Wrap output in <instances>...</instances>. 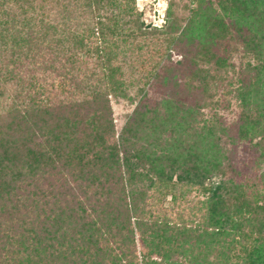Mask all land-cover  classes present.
<instances>
[{"label": "trees", "instance_id": "trees-1", "mask_svg": "<svg viewBox=\"0 0 264 264\" xmlns=\"http://www.w3.org/2000/svg\"><path fill=\"white\" fill-rule=\"evenodd\" d=\"M122 1L75 0L73 10L72 2H58L64 22L57 31L35 13L33 0H16L17 8L1 14L0 245L6 258L0 264H121L124 258L133 264L136 231L153 251L176 242L168 236L169 223L145 220L146 192L180 186L207 195L210 232L204 236L210 245L215 239L231 240L232 246L243 241L245 264H264V0H219V11L211 1L184 0L196 9L194 16L183 30L173 22L164 31L144 30L135 0ZM47 3L41 0L38 10ZM78 11L97 20L80 28L73 23ZM159 32L163 39H156ZM235 34L258 63L247 65L248 81L232 85L223 76L226 60L213 47ZM173 42L199 48L189 84L198 83L193 89L200 99L191 105L170 98L154 108L141 104L117 137L111 98L135 100L113 64L133 61L135 49L152 52ZM84 59L97 60L98 80L94 70L90 76L83 71ZM48 72L61 77L64 99L54 101L41 84L46 78L40 75ZM225 90L239 107L236 138L229 141L249 142L258 153L260 173L250 185L230 175L223 147L228 130L217 113ZM135 95L146 98L145 88ZM206 111H213L209 118ZM196 236L200 245L204 236ZM19 243L28 258L15 259L23 252ZM145 259L143 264H152Z\"/></svg>", "mask_w": 264, "mask_h": 264}, {"label": "rangeland", "instance_id": "rangeland-1", "mask_svg": "<svg viewBox=\"0 0 264 264\" xmlns=\"http://www.w3.org/2000/svg\"><path fill=\"white\" fill-rule=\"evenodd\" d=\"M16 0H0V3H4V6L0 7V20L2 18V12L11 8H17L19 4ZM30 1V0H29ZM45 8L42 12L38 10L41 5V0H33L35 13L41 14L44 18V22L55 29L61 30V24L64 22L62 16L58 15L61 7L57 4H68L67 0H47ZM122 1V0H121ZM211 1L216 11H219V0H206ZM72 10L76 7L75 0H71ZM69 2V3H71ZM125 5V1L121 2ZM136 15L140 16V22L143 24V29L148 31H164L169 24L175 22V24L181 27V30L186 26L190 19L194 16L195 8L188 7L184 0H135L134 4ZM31 8L28 9L32 13ZM74 13V12H73ZM75 15V14H74ZM103 11L100 12V16H106ZM78 19H74V18ZM73 23L81 25L80 28L86 29L83 24L85 22H95L97 17L92 15L83 17L81 12L76 13L73 17ZM72 23V24H73ZM84 26V27H82ZM56 29V31H57ZM162 33H158L156 39H163ZM181 34H174L172 37H178ZM248 34L247 29L244 28L242 35ZM233 39H225L218 41L214 46V51L217 55L226 60V65L223 70V76L226 78V83L232 85L241 84L248 81L249 74L247 72V65H256L258 61L247 52V48L244 44V38L235 34ZM142 44L146 42L144 39ZM199 48L194 45H185L183 43H169L164 45L157 51H142L138 53L135 49L133 61L136 62L132 67L133 61L125 63L119 59L113 64V69L117 70L118 67L121 70L118 72L116 78L124 84L123 89L128 92L129 96L134 98V102L131 103L127 99L111 98V106L113 109V119L117 131V137L120 134L123 126L129 120L136 107L139 105H146L154 108L158 106L163 99H174L179 103L194 104L199 98V91L194 90L198 83L195 82L192 85L189 84L190 75L197 69L192 63L194 57L198 53ZM167 54V55H166ZM168 55H171L168 59ZM88 65L83 67V71L86 69V75L90 76V71L95 72L96 80L100 78L101 70L98 66V62L95 59H84ZM132 60V59H131ZM205 69H210L211 65L205 66ZM40 76L46 78V82L41 83L46 86L52 94H54L53 100L60 101L64 99V88L62 86V79L56 73H42ZM96 83V82H94ZM40 83H38V86ZM53 86V90H52ZM190 86V87H189ZM192 86V87H191ZM234 86H229V90ZM138 88H145L147 96L136 97V91ZM228 90V91H229ZM220 91L218 95L219 107L217 108L218 116L221 118L228 130V136L223 139V147L225 150V156L228 159V163L232 166L231 177L235 179L237 183L248 184L252 181L258 180L260 168L257 165L258 153L254 150L252 144L244 141H237L232 143L229 138H236L237 119L239 113L238 103L234 99V94ZM226 93V94H225ZM53 97V96H52ZM200 99V98H199ZM198 99V100H199ZM213 111H206L204 116L209 118ZM113 142L111 141V144ZM227 162V161H226ZM215 182L219 181V178L214 179ZM254 185H260L257 189H261L260 183H254ZM147 197L143 203L145 205L144 218L148 222H165L172 226L171 230H168V236L175 238L176 242L172 240L170 245H162V249L153 251L151 248V242H147L145 245L140 237L139 232H135L136 241L130 247L134 250L135 259L133 264H143V256L146 257V261L153 264L157 262L160 264H166V261L182 262L185 264H245L247 254L246 243L237 240L235 246L230 245L231 240L228 243L221 242L219 239H215L210 245L208 238H206L204 230L210 232L206 227L207 221V195L203 194L198 187H182L180 186L175 191H159L157 189H151L146 192ZM24 229L30 228L28 225L23 227ZM192 230H198L192 232ZM187 232L189 238L181 239L180 232ZM150 234V231H148ZM198 234H202L204 239H201L200 245L197 242ZM187 239V241H186ZM18 246V245H17ZM16 248L23 251V246L19 243ZM248 245V248H250ZM113 249L116 248V244H111ZM15 248V247H14ZM28 248V246H27ZM17 250V251H18ZM11 251V248L10 250ZM118 251V250H117ZM0 245V262L6 258L2 253ZM170 253V256H168ZM21 255L15 257V259H21V257H27V252H20ZM172 255V257H171ZM167 256V258H166ZM26 258V259H27ZM130 258H124L121 264H126ZM23 260V259H22ZM102 264H113L111 259L102 261Z\"/></svg>", "mask_w": 264, "mask_h": 264}, {"label": "built area", "instance_id": "built-area-1", "mask_svg": "<svg viewBox=\"0 0 264 264\" xmlns=\"http://www.w3.org/2000/svg\"><path fill=\"white\" fill-rule=\"evenodd\" d=\"M189 4L193 5L196 3L197 0H186Z\"/></svg>", "mask_w": 264, "mask_h": 264}]
</instances>
